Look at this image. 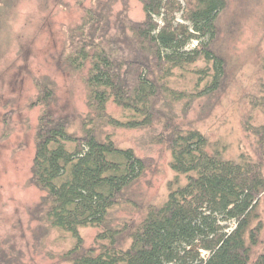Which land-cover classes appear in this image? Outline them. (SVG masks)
Wrapping results in <instances>:
<instances>
[{
  "label": "trees",
  "instance_id": "1",
  "mask_svg": "<svg viewBox=\"0 0 264 264\" xmlns=\"http://www.w3.org/2000/svg\"><path fill=\"white\" fill-rule=\"evenodd\" d=\"M139 1L140 22L128 17L127 5L114 21L110 0L67 31L65 63L74 72L87 70L89 114L80 135L52 112V83L35 81L38 96L29 108L42 112L31 183L44 193L37 219L76 239L63 257L68 264H264V253L255 258L263 231L264 122L245 124L253 149L237 159L212 149L199 130L175 123L176 105L189 112L224 88L227 66L217 43L227 0ZM199 63L194 91L173 87L176 71L185 76ZM110 102L128 113L125 120L108 113ZM156 127L154 144L167 148L172 171L186 183H170L166 201L147 206L139 222L115 225L114 210L129 203L128 189L150 164L103 137L104 130ZM82 228L99 230L96 246L84 247ZM0 264L24 263L0 251Z\"/></svg>",
  "mask_w": 264,
  "mask_h": 264
},
{
  "label": "rangeland",
  "instance_id": "2",
  "mask_svg": "<svg viewBox=\"0 0 264 264\" xmlns=\"http://www.w3.org/2000/svg\"><path fill=\"white\" fill-rule=\"evenodd\" d=\"M110 0H0V251L21 256L24 264H68L64 255L76 239L38 220L37 208L44 193L32 185L35 134L42 108H29L37 98V79L49 81L55 90L52 112L72 123L71 132L80 135L89 114L85 78L87 70L74 72L65 63L67 31L80 26L86 11L98 9ZM113 20L128 6V17L144 20L139 0H113ZM227 10L219 18V54L226 61L223 90L211 98L198 100L189 112L176 105L177 125L202 132L215 150L237 159L251 152L254 140L245 124L264 122V0H227ZM196 42L190 45V49ZM176 71L173 87L194 91L198 78L194 70ZM204 85V84H202ZM200 90V88H199ZM107 111L125 120L128 113L110 102ZM160 128H106L120 149H132L150 167L145 176L127 191L126 203L113 212L115 225L139 222L150 205L163 204L169 185L186 183L171 169V153L154 144ZM263 222L261 245L255 258L264 253V196L260 202ZM99 233L82 228L86 249L96 246Z\"/></svg>",
  "mask_w": 264,
  "mask_h": 264
}]
</instances>
